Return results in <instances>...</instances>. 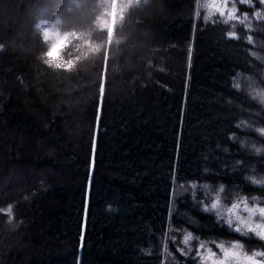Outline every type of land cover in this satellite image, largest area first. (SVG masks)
Instances as JSON below:
<instances>
[{
  "label": "trees",
  "instance_id": "trees-1",
  "mask_svg": "<svg viewBox=\"0 0 264 264\" xmlns=\"http://www.w3.org/2000/svg\"><path fill=\"white\" fill-rule=\"evenodd\" d=\"M232 2L0 0V264L264 260L226 225L264 216V3Z\"/></svg>",
  "mask_w": 264,
  "mask_h": 264
},
{
  "label": "rangeland",
  "instance_id": "rangeland-1",
  "mask_svg": "<svg viewBox=\"0 0 264 264\" xmlns=\"http://www.w3.org/2000/svg\"><path fill=\"white\" fill-rule=\"evenodd\" d=\"M262 2L264 3V0H262ZM201 7L204 10H206L207 12L209 11V13L211 15H220L227 20H236V21L239 20L238 16H237V11H236L234 2H232V0H199V8H201ZM10 23H12V25H14L16 23V21H13ZM28 24L29 23H27V22L24 24L19 23L17 25V28H14V37H13V39H11L9 45H10L11 49L14 50L15 52H19V51L24 50V46H25L24 42L25 41H23V40L25 38V31L31 29L29 26L30 24L29 25ZM29 36H30V34H29ZM70 88L67 87V88H64L60 91L56 90L57 96H59V98L61 96L62 97L63 96L69 97L71 95V93L76 90V89H73V87H71V86H70ZM91 89L92 88H90L89 91ZM90 93H89V95H90ZM72 105L75 107V105H77V104L76 103H73L71 105L69 104L70 110L74 109V107ZM241 264H258V263L250 262V260L248 259L244 263L241 260Z\"/></svg>",
  "mask_w": 264,
  "mask_h": 264
},
{
  "label": "snow or ice",
  "instance_id": "snow-or-ice-1",
  "mask_svg": "<svg viewBox=\"0 0 264 264\" xmlns=\"http://www.w3.org/2000/svg\"><path fill=\"white\" fill-rule=\"evenodd\" d=\"M203 211L206 212V213L207 212H215L218 218L221 217V216H226V210L217 208L216 205H212V209H210V210L203 209ZM257 224H259L261 226H264V216H260L259 214H257L247 224L239 221L238 218H236V222L234 223L233 218H229V219H227V224L226 225L227 226H232L233 230L235 232H237V233H243V230L247 229V230L251 231V233H253L258 239L264 240V231H261V227H258ZM192 238H193L192 234L189 233V235L185 238V243H187ZM218 247L224 248L225 246H218ZM230 247L232 249L231 251L227 247V250L223 251V253H222V255L225 258L224 259V264H228V262L230 260L238 259L240 255H243V253H238L236 251L238 245L232 244ZM201 248H203V245H201ZM208 252H209V256L210 257H214L215 256V253H212L211 249H209ZM256 257H264V252L257 251ZM259 261H260V264H264V260H259ZM77 264H80L79 258L77 260Z\"/></svg>",
  "mask_w": 264,
  "mask_h": 264
}]
</instances>
